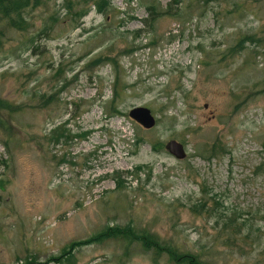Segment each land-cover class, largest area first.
<instances>
[{
    "label": "rangeland",
    "instance_id": "374dc122",
    "mask_svg": "<svg viewBox=\"0 0 264 264\" xmlns=\"http://www.w3.org/2000/svg\"><path fill=\"white\" fill-rule=\"evenodd\" d=\"M24 18L0 44V264H264V0Z\"/></svg>",
    "mask_w": 264,
    "mask_h": 264
},
{
    "label": "trees",
    "instance_id": "16d2710c",
    "mask_svg": "<svg viewBox=\"0 0 264 264\" xmlns=\"http://www.w3.org/2000/svg\"><path fill=\"white\" fill-rule=\"evenodd\" d=\"M41 2L42 0H0V44L4 36L3 28L25 31L27 28L25 26L27 21L24 18V9L27 7H37L41 4ZM94 4L99 11L102 10L101 9L102 2L98 3L97 1H95ZM118 85L119 82L116 81L113 98H116L118 94L119 91V88L117 90ZM122 236L127 238L126 230L112 229L109 232L100 234L98 237H94L92 240H95L97 242V241L105 240L107 238H116ZM130 239L142 241L147 248H150L156 244L154 238H151L145 233H143L140 236L131 235ZM176 254L180 256L178 258L179 259L178 262L182 260L186 261L185 257L180 255L179 253Z\"/></svg>",
    "mask_w": 264,
    "mask_h": 264
},
{
    "label": "water",
    "instance_id": "95a60500",
    "mask_svg": "<svg viewBox=\"0 0 264 264\" xmlns=\"http://www.w3.org/2000/svg\"><path fill=\"white\" fill-rule=\"evenodd\" d=\"M128 115L131 120L135 121V123L145 130H151L156 125V119L154 115L146 107H135L129 111ZM164 148L177 160H183L187 156L185 147L176 140L168 141Z\"/></svg>",
    "mask_w": 264,
    "mask_h": 264
},
{
    "label": "bare ground",
    "instance_id": "6f19581e",
    "mask_svg": "<svg viewBox=\"0 0 264 264\" xmlns=\"http://www.w3.org/2000/svg\"><path fill=\"white\" fill-rule=\"evenodd\" d=\"M155 117V116H154ZM156 119V118H155ZM135 122V121H134ZM157 122V121H156ZM137 124V123H136ZM138 125V124H137ZM156 126V125H155ZM141 127V126H140ZM142 128V127H141ZM143 129V128H142ZM145 130V129H144Z\"/></svg>",
    "mask_w": 264,
    "mask_h": 264
}]
</instances>
